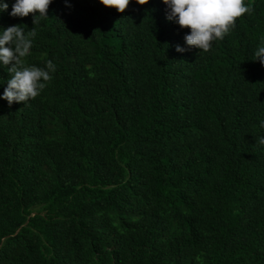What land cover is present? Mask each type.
Here are the masks:
<instances>
[{"label":"trees","instance_id":"obj_1","mask_svg":"<svg viewBox=\"0 0 264 264\" xmlns=\"http://www.w3.org/2000/svg\"><path fill=\"white\" fill-rule=\"evenodd\" d=\"M3 2L56 71L9 106L0 62V264H264V0L207 52L163 0Z\"/></svg>","mask_w":264,"mask_h":264},{"label":"clouds","instance_id":"obj_2","mask_svg":"<svg viewBox=\"0 0 264 264\" xmlns=\"http://www.w3.org/2000/svg\"><path fill=\"white\" fill-rule=\"evenodd\" d=\"M108 8H115L124 13L131 0H99ZM149 0H136L139 5H145ZM52 0H16L12 5L10 15L12 17L34 16L33 23H37V14L40 17H48L47 11ZM167 5V19L177 23L180 28L190 29L186 35L187 46L195 47L203 52L210 50L214 40H222L234 26L238 18L245 13H251V5H245V0H163ZM8 9V3L0 0V12ZM37 35L35 28L25 33L21 25L9 26L0 32V62L8 67L10 79L4 90L3 99L9 106L13 102H27L30 98H36L46 87V83L52 79L50 72H55L56 67L52 60L46 62V69L35 66H25L23 58L32 47V40ZM10 45V46H6ZM177 52L185 49L176 46ZM264 65V46L259 47L254 53ZM43 81V82H42ZM259 143L264 144V139Z\"/></svg>","mask_w":264,"mask_h":264}]
</instances>
